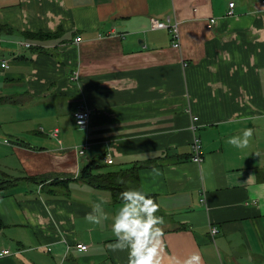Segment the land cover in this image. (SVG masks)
<instances>
[{"label":"crops","instance_id":"0c3cea01","mask_svg":"<svg viewBox=\"0 0 264 264\" xmlns=\"http://www.w3.org/2000/svg\"><path fill=\"white\" fill-rule=\"evenodd\" d=\"M152 19L178 22V48ZM3 59L0 177L18 180L0 196V250L12 252L0 264H127L109 246L122 202L76 179L92 160L143 163L139 187L164 217L162 264L194 251L202 264H264L261 0H0ZM80 107L91 109L85 126ZM246 127V147L227 142Z\"/></svg>","mask_w":264,"mask_h":264},{"label":"clouds","instance_id":"9594fccd","mask_svg":"<svg viewBox=\"0 0 264 264\" xmlns=\"http://www.w3.org/2000/svg\"><path fill=\"white\" fill-rule=\"evenodd\" d=\"M156 27L164 28L166 25L159 23ZM252 136L253 128L246 127L237 135L228 137L227 142L243 148ZM119 195L122 203L111 222V231L116 239L109 246L127 250V264H162L165 241L164 230L160 226L164 217L157 214L160 205L142 188H128ZM87 219L100 223V217L93 213H89ZM170 264H202V256L194 251L183 260L171 257Z\"/></svg>","mask_w":264,"mask_h":264},{"label":"trees","instance_id":"16d2710c","mask_svg":"<svg viewBox=\"0 0 264 264\" xmlns=\"http://www.w3.org/2000/svg\"><path fill=\"white\" fill-rule=\"evenodd\" d=\"M32 37H36L37 39H44L45 37L51 38L56 34H43L41 32H37L35 34H30ZM2 102L11 101L8 97L0 98ZM103 164L100 162H96L92 160L81 167L76 179H79L88 185H91L95 189H101L108 191L113 200L121 201L120 192L126 190L128 188H140L138 182V170L143 167V163L133 164L126 168H121L117 170H101ZM264 174V170L261 171ZM46 177L39 176L37 178H29L32 180H39ZM264 178V177H263ZM20 179V178H19ZM18 178H8V177H0V196L2 192L12 186ZM152 196V195H151ZM2 219L0 217V228L2 227Z\"/></svg>","mask_w":264,"mask_h":264},{"label":"built area","instance_id":"2783aa9c","mask_svg":"<svg viewBox=\"0 0 264 264\" xmlns=\"http://www.w3.org/2000/svg\"><path fill=\"white\" fill-rule=\"evenodd\" d=\"M261 1H262V3H264V0H261ZM233 5H234L233 1H230L229 2V9L227 11L228 15H231L234 13L233 12ZM152 20H153L152 24L154 27H156V25L159 23L166 25V27H164V29L168 30L170 35H171L172 46L175 48H178L180 45V30H179L178 22L177 21H170L169 19H167V20L152 19ZM215 21H216V18L214 16H211L208 19L206 26L208 28H210ZM156 28H158V27H156ZM80 40H81L80 36H76L74 39V41L76 43H78ZM23 44H25L27 46L29 45L28 42H24ZM0 65L2 67L7 66L6 59H3L0 62ZM78 77H79V73L77 71H75L72 78L77 79ZM90 116H91V109L88 107H80L74 112L75 120H76L77 124L80 126H85L87 124ZM197 121H198V116L193 114L191 117V123H190V128L192 130L196 129V127L198 125ZM191 145H192L191 159L197 163L201 162L203 159V156H202V143H201L200 137L194 136V138L192 139ZM78 151L83 152V149H79ZM106 161L112 162V158H107ZM215 231H216V227L212 226L211 232L213 233ZM87 246H88L87 244L79 242V243H76L75 248H77L79 250H84L87 248ZM48 249H50V248H48ZM4 254H12V252L9 249L4 248V249L0 250V255H4Z\"/></svg>","mask_w":264,"mask_h":264},{"label":"rangeland","instance_id":"374dc122","mask_svg":"<svg viewBox=\"0 0 264 264\" xmlns=\"http://www.w3.org/2000/svg\"><path fill=\"white\" fill-rule=\"evenodd\" d=\"M75 37H76V36H75ZM75 37H74V39H75ZM80 38H81V37H80ZM74 39H73V42H75ZM24 42H26V41H20L19 43H24ZM79 42H80V41H79ZM28 43H29V45H30V42H28ZM24 45H25V44H24ZM75 71L78 72V70H75ZM75 71H74V72H75ZM78 73H79V72H78ZM73 74H74V73H73ZM108 167H113V166L109 165ZM108 167H107V168H108Z\"/></svg>","mask_w":264,"mask_h":264}]
</instances>
